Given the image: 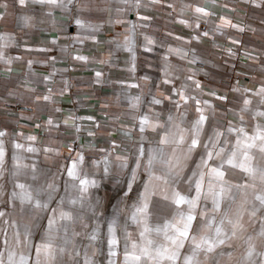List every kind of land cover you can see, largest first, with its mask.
Segmentation results:
<instances>
[{
	"label": "rangeland",
	"instance_id": "374dc122",
	"mask_svg": "<svg viewBox=\"0 0 264 264\" xmlns=\"http://www.w3.org/2000/svg\"><path fill=\"white\" fill-rule=\"evenodd\" d=\"M252 60L259 68L240 70L221 83L209 84L207 93L198 99L178 101L166 110H159L156 99L138 101V111L144 114L124 118L130 127H111L112 132L107 127L112 142L105 146L74 147L71 133L56 136L45 134L42 127H15L0 115V132L4 133L0 136L4 153L0 165L2 264H45L36 249L50 237L56 249L52 264H135L125 259L133 252L132 245H137V254L148 240L171 247L164 231L155 229L187 217L190 209L195 217L190 236L199 241L206 233L208 238L225 241L210 254L209 264H264V206L255 200L257 194H264V185L226 163L237 150V140L245 139L240 129L249 136L257 128L264 129L263 55L256 53ZM7 114L18 116L12 111ZM201 115L205 117L202 122ZM145 118L147 123L142 124ZM194 138L198 144L189 151ZM262 143L256 141L257 147L247 150L253 156L252 167H264ZM241 158L238 152L237 162ZM212 168L224 171L228 183L216 178ZM69 171L75 175L69 176ZM197 183L201 188L194 208L173 203L177 192L189 200L195 198ZM252 183L255 188L236 187ZM21 193L30 194L31 200L22 201ZM145 197L146 215L137 211ZM61 212L71 219H60ZM50 220L55 221L51 229ZM229 220L242 225L236 236ZM146 227L151 231L145 232ZM217 227L222 229L219 237ZM173 235L169 228L168 236ZM193 246L190 239L185 240L181 257L191 255ZM199 259H204L203 253Z\"/></svg>",
	"mask_w": 264,
	"mask_h": 264
},
{
	"label": "crops",
	"instance_id": "0c3cea01",
	"mask_svg": "<svg viewBox=\"0 0 264 264\" xmlns=\"http://www.w3.org/2000/svg\"><path fill=\"white\" fill-rule=\"evenodd\" d=\"M0 4V115L15 127L71 133L74 147L110 144L111 127L144 114L138 101L166 110L259 68L256 53L264 59V0ZM14 103L34 112L9 116Z\"/></svg>",
	"mask_w": 264,
	"mask_h": 264
},
{
	"label": "snow or ice",
	"instance_id": "6c2138e0",
	"mask_svg": "<svg viewBox=\"0 0 264 264\" xmlns=\"http://www.w3.org/2000/svg\"><path fill=\"white\" fill-rule=\"evenodd\" d=\"M34 2H38L41 4L47 3L50 5H59V4H63L64 0H34ZM19 3L23 6L26 3V0H19ZM0 7H4L6 8L7 5L6 4H0ZM197 12H201L204 13L205 15H207V13H205V10L203 8H197L196 9ZM2 18V17H0ZM28 18H25V20L27 21ZM77 23H80L79 21H77ZM225 23H230V22H225ZM233 27H235V25H232ZM83 59V58H82ZM45 99H47V97H45ZM155 103H159L160 101L156 100L154 101ZM245 103L247 104L248 101H245ZM261 115H264V113H262ZM205 119V117L203 115H201L200 117V121L202 122ZM147 123V119L145 118L144 121H142V124H146ZM141 131H143V127L141 128ZM240 133L244 134V141L241 140H237V150L232 151L230 153V155L228 156L226 163L228 165H230L233 168H238L241 171H243L246 176L253 180L256 181L257 179H259V182L261 185H264V167H252V160H253V156H251L249 154L250 149L256 148L257 144L256 141H264V129H260L257 128V130L255 131L254 135L249 136L247 133H244V129H240L239 130ZM4 135V133L0 132V136ZM29 139H34L32 137H30ZM182 139V138H181ZM251 141V142H249ZM163 142V141H162ZM198 144V141L194 138L191 142V147L189 148V151H192ZM242 145V148L240 147ZM17 147H20V145H17ZM207 147V146H205ZM259 151L261 153H264V143H262L261 145H259ZM238 152L241 154V159L239 160V162H237V156H238ZM217 155H220L219 153H217ZM3 150L0 149V165L3 164ZM209 158H211L212 154L208 153ZM171 164V162H169ZM149 164H151V160L149 161ZM223 167V165H221V168ZM211 172L214 174V176L216 178H218L221 182H223L224 184H227L228 182L224 179V171H222L219 168H212ZM69 176H74L75 173L73 171H69ZM177 175H179V173H177ZM133 179H135V175L133 176ZM87 181L81 180V184H86ZM17 187H19L20 189H24V185L23 184H19L17 185ZM236 187H252L255 188L256 184L252 183V184H245L243 186L241 185H236ZM197 196L191 200L187 199L185 196L181 195L180 193H174L173 194V203H175L176 205H181V204H189L191 207H195L196 202L199 199V193H200V188L201 185L200 183H197ZM224 191V189H221V193ZM219 195V194H217ZM19 198L24 201V200H31V196L28 193H21L19 195ZM168 197H165V199H167ZM255 200L259 201L261 206H264V194H257L255 196ZM75 203V201H74ZM214 203H216L214 201ZM37 207H40L41 205L39 204V202H37ZM147 197H145V202L142 205V207H140L137 211L143 214H147ZM216 207H219V204L216 203ZM0 215H3V213H0ZM252 215H255V211H253ZM60 219H71V217L68 215V213H64L61 212L60 213ZM195 219V217L193 215H191V209L189 214L187 215V217L181 216L180 219L176 220L175 223L169 222L166 223L163 227V229L157 228L155 229V231L157 233H159L160 231H164L165 234V238L167 240H169L171 242V247L168 246H164V245H158L156 244L154 241L152 240H148L147 244L145 246H142L139 248V254L136 253V249H137V245L133 244L132 248H133V252L130 254H127L125 259L127 260H131L134 261L135 264H142V262H144V264H164L165 261L168 262V264H176V261L178 260H183V264H193V262H195V264H209V261L212 260V257L210 256V254L214 253L217 249V247L219 245H223L225 243L224 239H216V238H208L207 234L205 233L204 235H201L199 238V241H197V238L195 236H190V230L192 227V221ZM55 223L54 220H50L49 221V227L51 229V227L53 226V224ZM221 223H223V221H221ZM229 224L232 225L233 227V232L232 235L236 236V229L237 228H242V225H240L239 220H237L235 223H233L231 220L228 221ZM171 228L174 230L175 235L173 236H168V229ZM151 231L150 229H148L147 227L145 228V232ZM222 229L220 227H217L215 232H216V237H219L221 234ZM141 236H144V233H141ZM261 236H264V232L261 233ZM94 238V237H93ZM191 240L193 243V247H192V254L191 255H185L183 257H181L180 254V249L183 248L184 246V241L185 240ZM251 239V238H249ZM113 244L115 243V241L112 242ZM252 248L250 246V251L248 253L249 256L252 255ZM37 255L40 256L42 255L44 257V261L45 264H52V261L55 260L56 257V249L53 247L52 244V239L51 237L49 238L48 242L43 243L42 245H40L37 249ZM61 252H63V249H60ZM203 253V260H200V254ZM11 259V257H10ZM0 264H2V261H0Z\"/></svg>",
	"mask_w": 264,
	"mask_h": 264
},
{
	"label": "built area",
	"instance_id": "2783aa9c",
	"mask_svg": "<svg viewBox=\"0 0 264 264\" xmlns=\"http://www.w3.org/2000/svg\"><path fill=\"white\" fill-rule=\"evenodd\" d=\"M8 109L16 114L29 115L34 112L33 107L27 104H24V103H14V104L8 105Z\"/></svg>",
	"mask_w": 264,
	"mask_h": 264
}]
</instances>
